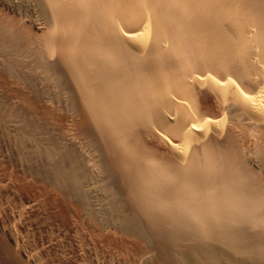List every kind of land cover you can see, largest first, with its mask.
I'll list each match as a JSON object with an SVG mask.
<instances>
[{
    "label": "bare ground",
    "instance_id": "6f19581e",
    "mask_svg": "<svg viewBox=\"0 0 264 264\" xmlns=\"http://www.w3.org/2000/svg\"><path fill=\"white\" fill-rule=\"evenodd\" d=\"M107 248L264 264V0H0V264Z\"/></svg>",
    "mask_w": 264,
    "mask_h": 264
},
{
    "label": "rangeland",
    "instance_id": "374dc122",
    "mask_svg": "<svg viewBox=\"0 0 264 264\" xmlns=\"http://www.w3.org/2000/svg\"><path fill=\"white\" fill-rule=\"evenodd\" d=\"M39 183H42V182H38V181H37V184H38V185H39ZM42 184H43V183H42ZM41 186H43V185H41ZM45 203H46V202H45ZM48 206H49V205H48ZM74 223L77 225L76 222H72L71 225H66L67 223H65V224H64L65 226H62V227L60 226V228L62 229V231H64V228L67 227V228H68V231H69V234H72V235H70V237H73V235H74L73 233L76 232V231H75L76 225L73 226ZM62 225H63V224H62ZM73 227H74V228H73ZM71 228H73V230H74L73 233H72L73 230H72ZM61 229H60V230H61ZM71 230H72V231H71ZM83 230H84L85 232H82V230H79V232H81V233H80V234H77V235L80 237V235H83V233H84V235H86L87 237H89V235H88V230H85V229H83ZM70 232H71V233H70ZM86 232H87V233H86ZM60 233H61V232H60ZM76 233H78V232H76ZM65 235H66V234H65ZM84 235H83V236H84ZM68 236H69V235H67V238H68ZM74 236L76 237V234H75ZM86 236H84V238H85ZM60 237L62 238V237H63V234H61ZM64 237H65V236H64ZM70 237H69V238H70ZM75 237H73L74 240L76 239ZM79 237L77 238L78 241H77V239L75 240L76 242H78V244H77L75 241H73L71 238H70V239L68 238V239H69V241L71 240L72 242H74L75 244L72 243V245H73V246H76V247H77V245H80V242H81V241H85V242H86V241L88 240L90 243L93 242L92 239L89 240L90 238L87 239V240H83V237H82V236H81V238H79ZM65 238H66V237H65ZM133 238H134V237H133ZM133 238H131V239H133ZM81 239H82V240H81ZM133 240H136V238H134ZM67 241H68V240H67ZM89 242H88V243H89ZM64 243L66 244V242H62V244H64ZM90 243H89V244H90ZM93 243L96 245L94 248H96V249H98V250H101V246H102V245L100 246L99 243H98L99 245H97L96 242H93ZM65 244L63 245V247H64V249H66L65 251H67L72 245H69V244L67 243V244H66L67 246H66ZM84 244H85V243L82 242V245H84ZM89 244H88V245L85 244L86 247L83 246L85 249L88 248V249H86V250L84 249L86 253H89V250H91L89 247H93V246H94V244H90V245H92V246H89ZM82 245H80V248H81V249H83V248H82ZM68 246H69V248H68ZM73 246H72V247H73ZM98 246H99V247H98ZM72 247L69 249V250H71V251L68 250V251H69L68 254H70V252H71V254L74 253L75 255H77L76 253H79V254H80L79 251H82V252L84 253V251L81 250L79 247H77V248H78V252L75 253V252L72 251V249H73ZM97 247H98V248H97ZM107 247L110 248L111 246H110V247L107 246ZM108 248H107V253H109V256H108V255H107V256H108L109 259H110V258H111L110 256H112V255H110V254H111V253H115V252L117 253L118 251H116V249H115V250L113 249V250L115 251V252H113L112 250L109 249L110 252L112 251V252L110 253L109 250H108ZM112 248H114V247H112ZM74 249H75V247H74ZM96 249H94V250H96ZM74 251H75V250H74ZM116 253L114 254L115 256L113 255L114 258L117 257V256H116V255H117ZM71 254H70V255H71ZM74 254H73V255H74ZM119 254H120V253H119ZM119 254H118V255H119ZM73 255H72V256H73ZM75 255H74V257H75ZM113 256H112V258L110 259L111 261H110V260H109V261L107 260V264H108V262H109V264H110V263H112V264H116V259H114ZM95 258H96V257H95ZM113 259H114V260H113ZM78 261L80 262L81 260H78ZM114 261H115V263H114ZM80 263H81V262H80Z\"/></svg>",
    "mask_w": 264,
    "mask_h": 264
}]
</instances>
